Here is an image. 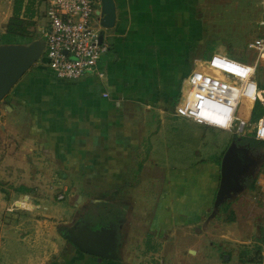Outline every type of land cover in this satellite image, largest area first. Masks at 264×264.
Segmentation results:
<instances>
[{"label": "crops", "instance_id": "crops-1", "mask_svg": "<svg viewBox=\"0 0 264 264\" xmlns=\"http://www.w3.org/2000/svg\"><path fill=\"white\" fill-rule=\"evenodd\" d=\"M199 1L115 0L116 19L107 30L110 50L101 61L105 71L102 79L96 76L62 79L45 66L55 78L73 81L62 82L69 84V96L57 102L61 105L57 115L65 118L69 113L70 117L64 134L70 137V168L76 176L69 199L81 195L82 201L86 198L78 192L84 174L92 185L119 186L103 194L104 198L111 200L116 190L122 196L141 194L140 207L134 208L145 213L139 214V219L146 234H141L138 227H126L122 217L126 215L125 207L114 209V203L104 204L90 209L87 215L90 222L100 218L114 224L121 259L93 255L72 243L77 249L76 258L71 262L59 258L51 264H264V163L262 171L248 185L239 184L224 197L221 204L227 201L228 209L221 208V204L215 208L222 157L200 161L192 167L162 165L160 170H166L160 171L154 152L163 144L167 118L148 133L141 128V112L164 105L169 99H178V93L180 98L184 79L196 68L194 54L200 39L195 32L192 34L191 24L196 21L195 6ZM13 7L14 0H0V44L18 43L15 35L7 33ZM46 7V0L35 4L39 39L47 21ZM102 19L99 12L95 23L104 28ZM257 82L264 89V72L262 81ZM104 92L109 96H104ZM62 107H68V111ZM247 115L254 117V110ZM145 135L149 159L135 163L142 153L139 146ZM143 168L149 169L145 177ZM113 169L117 172L113 173ZM129 173L138 178L132 180Z\"/></svg>", "mask_w": 264, "mask_h": 264}, {"label": "rangeland", "instance_id": "rangeland-1", "mask_svg": "<svg viewBox=\"0 0 264 264\" xmlns=\"http://www.w3.org/2000/svg\"><path fill=\"white\" fill-rule=\"evenodd\" d=\"M195 9L196 21L194 24L192 22L191 31L200 39L199 48L194 54L195 67H202V62L216 50L241 60L258 59L257 53L250 48V42L263 32L259 24L264 18L263 0H200ZM33 29L32 40L39 39V33ZM40 43L41 57L29 67L8 95L0 100V264H25L28 260L31 264L37 261L51 264L59 258L71 262L76 258L74 252L77 249L65 240L58 226H77L78 222H88L92 229H97L109 224L100 218L90 222L87 215L90 209L103 207L104 204L108 206V203H114V209L125 207L126 215L122 217L128 225L126 227H138L141 234L146 235L143 232L144 223L140 224L142 221L139 219V214L145 213L134 208L135 205L140 207L141 194L122 196L116 190L111 200L104 198L103 194L111 189H119V186L92 185L84 174L80 178L78 192L86 198L82 201L84 196L81 195L78 199H69L68 193L75 184L76 176L70 168V137L64 134L68 131L65 125L70 124V117L69 113H66L65 118L57 115L61 111V105L57 102L69 96V84L64 83L73 81L65 82L55 78L45 68V46L42 41ZM263 72L264 58L257 66L256 76L259 81H262ZM178 99H169L161 106H151L140 115L141 128L147 133L155 126L160 127L161 119L167 118L165 133L161 138L163 144L154 152L158 170L162 165L192 167L200 161L217 160L223 157L232 143L244 136L236 128L229 132L200 125L192 120L176 119L173 114ZM250 104L243 100L239 114L244 119L248 116ZM62 108L68 111V107ZM261 112L256 106L254 117H250L245 133L252 130V124ZM148 146V137L145 135L139 146L142 153L137 156L135 163L149 159ZM237 147L244 149L238 142ZM243 154L247 165L237 177L241 186L248 185L262 171L264 147L248 148ZM111 171L117 172L115 169ZM142 171V177L149 174V169L143 168ZM129 174L132 180L138 178ZM60 194L64 195L62 199L59 198ZM24 198L29 206L17 205ZM226 203L220 205L224 210L229 207ZM144 251L148 252L147 249Z\"/></svg>", "mask_w": 264, "mask_h": 264}, {"label": "built area", "instance_id": "built-area-1", "mask_svg": "<svg viewBox=\"0 0 264 264\" xmlns=\"http://www.w3.org/2000/svg\"><path fill=\"white\" fill-rule=\"evenodd\" d=\"M264 2V0H263ZM43 26V59L58 78L81 80L85 77H105L101 68L103 57L110 50L107 29L95 23L102 7L101 0H46ZM260 36L250 42L258 56L254 62L238 59L221 51H214L184 79L175 115L200 125L252 136L264 141V89L256 79L257 66L264 58V18ZM104 31L103 39L100 36ZM108 97L109 93L104 92ZM243 100L251 102L249 115L259 106L260 116L252 130L249 116L239 113ZM63 194L59 195L62 199Z\"/></svg>", "mask_w": 264, "mask_h": 264}, {"label": "water", "instance_id": "water-1", "mask_svg": "<svg viewBox=\"0 0 264 264\" xmlns=\"http://www.w3.org/2000/svg\"><path fill=\"white\" fill-rule=\"evenodd\" d=\"M103 15L102 25L108 30L113 27L116 19L115 0H101ZM104 31L100 36L103 39ZM41 39L27 43L0 44V100L5 98L13 86L20 80L29 67L41 57ZM45 46V45H44ZM11 108V106H7ZM248 149V148H247ZM246 147L242 149L247 151ZM232 143L225 151L221 160V180L214 207L218 208L234 188L239 187L237 177L247 165L243 151ZM58 230L66 241L73 243L80 250L109 259H121L118 250L117 231L113 223L92 229L89 223L83 226H58Z\"/></svg>", "mask_w": 264, "mask_h": 264}, {"label": "trees", "instance_id": "trees-1", "mask_svg": "<svg viewBox=\"0 0 264 264\" xmlns=\"http://www.w3.org/2000/svg\"><path fill=\"white\" fill-rule=\"evenodd\" d=\"M39 1L14 0L13 15L7 25V33L15 35L18 43H27L32 40V29L36 26V21L34 20L36 15L35 4ZM237 142L251 149L264 146V141L255 139L252 134L243 136Z\"/></svg>", "mask_w": 264, "mask_h": 264}, {"label": "bare ground", "instance_id": "bare-ground-1", "mask_svg": "<svg viewBox=\"0 0 264 264\" xmlns=\"http://www.w3.org/2000/svg\"><path fill=\"white\" fill-rule=\"evenodd\" d=\"M17 205L28 207V206H29V203H27L26 198H25V199H23V200L17 202Z\"/></svg>", "mask_w": 264, "mask_h": 264}, {"label": "flooded vegetation", "instance_id": "flooded-vegetation-1", "mask_svg": "<svg viewBox=\"0 0 264 264\" xmlns=\"http://www.w3.org/2000/svg\"><path fill=\"white\" fill-rule=\"evenodd\" d=\"M83 225H84V223L82 224V223L78 222L77 226H75V227H80V226H83Z\"/></svg>", "mask_w": 264, "mask_h": 264}]
</instances>
